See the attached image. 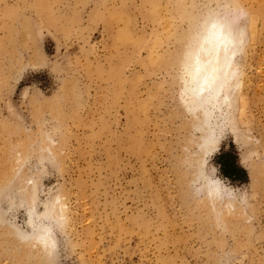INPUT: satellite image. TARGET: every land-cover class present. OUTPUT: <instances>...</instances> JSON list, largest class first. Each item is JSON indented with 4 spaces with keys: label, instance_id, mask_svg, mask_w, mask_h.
Wrapping results in <instances>:
<instances>
[{
    "label": "rangeland",
    "instance_id": "rangeland-1",
    "mask_svg": "<svg viewBox=\"0 0 264 264\" xmlns=\"http://www.w3.org/2000/svg\"><path fill=\"white\" fill-rule=\"evenodd\" d=\"M210 14L245 36L203 157ZM0 264H264V0H0Z\"/></svg>",
    "mask_w": 264,
    "mask_h": 264
},
{
    "label": "bare ground",
    "instance_id": "bare-ground-1",
    "mask_svg": "<svg viewBox=\"0 0 264 264\" xmlns=\"http://www.w3.org/2000/svg\"><path fill=\"white\" fill-rule=\"evenodd\" d=\"M244 36V29L240 28L236 32L226 15L210 14L202 20L189 41L185 58L190 77L188 89L191 95L198 98L200 106L208 111L205 129L201 128L205 133V139L201 147L203 157L214 155L220 147L221 135L215 132L212 118L215 112L222 113L223 105L227 104L231 96L236 94V89L231 87V83L236 72V56L241 51ZM196 111L200 110L196 108ZM206 181L208 201L216 202L217 199L222 201V185H220L218 179L208 176ZM229 202V200H224L222 203L225 206L223 207L229 206L227 208L230 209V204L226 206ZM232 202L231 206L233 205ZM37 233L38 242L43 246H49L53 242L54 237L49 229H42Z\"/></svg>",
    "mask_w": 264,
    "mask_h": 264
},
{
    "label": "trees",
    "instance_id": "trees-1",
    "mask_svg": "<svg viewBox=\"0 0 264 264\" xmlns=\"http://www.w3.org/2000/svg\"><path fill=\"white\" fill-rule=\"evenodd\" d=\"M219 166L222 174L226 178H239L241 181L247 180L246 172L236 163V157L234 153L224 154L219 161Z\"/></svg>",
    "mask_w": 264,
    "mask_h": 264
}]
</instances>
